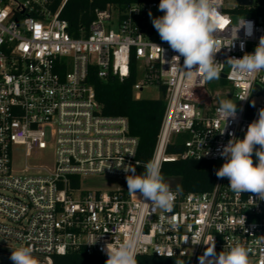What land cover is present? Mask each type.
<instances>
[{"label": "built area", "instance_id": "built-area-1", "mask_svg": "<svg viewBox=\"0 0 264 264\" xmlns=\"http://www.w3.org/2000/svg\"><path fill=\"white\" fill-rule=\"evenodd\" d=\"M67 1L0 0V264H13L11 249L19 246L31 247L39 264H53V255L70 250L107 256L101 249L119 244L136 227L142 234L136 258L155 255L199 264L214 240L217 254L239 242L249 249L250 264H264V200L251 192L238 195L227 178L216 177L205 192L172 189L175 201L168 212L128 192L123 165L140 163L139 140L126 117L102 114L88 82L94 67L100 78L123 80L130 74L131 58L137 69L141 62L143 79L135 82L134 97L142 98L149 84L165 89V110L149 161L159 158L163 167L200 157L219 169L224 159L218 147L227 144L230 134L243 139L264 108V71L246 77L227 63L254 52L264 35V9L259 18L238 16L222 0L220 11L233 24L240 17L252 21L254 29L251 37L241 29L232 48L223 47L231 43L230 28L220 33L222 48L215 59L228 85L210 93L201 77L188 79L179 69L172 60L178 53L154 29L148 13L158 2L96 9L88 33L73 37L61 18ZM218 99L237 103V117L229 118L226 127L217 112ZM50 141L54 164L42 165L38 155ZM178 145L182 150L170 151ZM14 146L24 147L25 161L31 162L16 167ZM90 176L104 177L108 188L84 187Z\"/></svg>", "mask_w": 264, "mask_h": 264}, {"label": "clouds", "instance_id": "clouds-1", "mask_svg": "<svg viewBox=\"0 0 264 264\" xmlns=\"http://www.w3.org/2000/svg\"><path fill=\"white\" fill-rule=\"evenodd\" d=\"M221 6L222 0H160L158 10L164 14L153 17L150 11L148 13L161 41L166 42L173 52L178 53L172 60L178 61L179 69L188 79L198 76L205 82H211L221 77L220 62L215 59V54L222 48L221 32L229 28L231 30V35L227 38L231 43L223 46L228 48L235 46L233 42L239 39L238 33L241 29L246 37L253 35L252 21L238 17L237 22L233 24L232 17L220 11ZM240 47L243 49V41ZM180 57H183V65L179 63ZM227 63L234 71L246 77L264 71V35L260 37L254 52L245 53L242 58L230 57ZM175 70L174 68L173 71ZM245 99L247 97L240 100ZM217 112L225 121L226 127L229 118L235 120L237 117V103L231 99L221 100ZM230 136L232 138L227 144L217 149L224 163L215 170V175L218 179L227 178L228 186L238 195L251 192L257 194L259 200H264V108L259 110L258 118L247 126L243 139L233 134ZM208 154L207 152L206 155ZM253 154L257 159L255 164ZM123 170L127 173L125 179L130 194L139 193L144 202H150L166 212L172 210L175 194L162 174L159 158L146 162L144 171L139 174L131 164L123 165ZM97 239L95 238L92 244L96 243ZM261 239L264 240V236ZM141 240L140 228L136 227L127 232L119 244L107 243L101 249L108 257L105 264H138L136 249ZM11 250L9 259L13 264H39L31 247L19 246ZM198 259L199 264H250L249 249L239 242L217 254L213 240ZM175 264H185V261L177 258Z\"/></svg>", "mask_w": 264, "mask_h": 264}, {"label": "trees", "instance_id": "trees-1", "mask_svg": "<svg viewBox=\"0 0 264 264\" xmlns=\"http://www.w3.org/2000/svg\"><path fill=\"white\" fill-rule=\"evenodd\" d=\"M160 0H68L61 12V18L68 22V31L73 37L88 33L89 25L94 19L96 9H106L114 5L124 9L135 2ZM264 9V0H255L250 6H236L233 13L238 16L259 18ZM96 68H92L88 82L94 87L96 99L102 114L106 116H123L128 119L131 135L139 140L137 157L140 163L135 166L139 174L144 171V164L149 161L154 150L156 138L165 110V89L160 87L162 96L158 99H136L133 86L137 81V63L132 57L130 74L120 80L110 75L106 79L98 77ZM182 150V146L171 147V152ZM217 165L209 160H179L166 162L162 174L167 177H181L180 192H205L213 188ZM127 186V183H126ZM107 256L88 254L84 250H70L66 254L53 255V264H105ZM138 264H175L177 258H164L155 255H140ZM188 264L186 258H180Z\"/></svg>", "mask_w": 264, "mask_h": 264}, {"label": "rangeland", "instance_id": "rangeland-1", "mask_svg": "<svg viewBox=\"0 0 264 264\" xmlns=\"http://www.w3.org/2000/svg\"><path fill=\"white\" fill-rule=\"evenodd\" d=\"M237 5V0H226L225 3V8L227 9H232L236 7ZM153 17H159L162 16L164 13L158 10V7L153 9L151 12ZM156 39V38H153ZM142 63L140 62L138 64V69H137V80L141 81L143 79V68H142ZM224 85H228V82L223 79L219 78L218 80H213L211 82H207V91L210 93H216L222 89ZM140 95L142 98L146 99H158L162 96L161 89L160 87L153 83L145 86L143 90L140 92ZM221 99H218L220 101ZM54 143L52 141L49 142L48 148L45 150H42L40 154L38 155V163L42 165H48V166H53L54 164ZM14 151V165L16 167H22L25 162H31V159H27L25 161L24 157V147L22 146H14L13 147ZM89 182L84 185V187L88 189H107L108 184L103 181L104 177H99V176H90ZM2 239L0 238V242ZM0 260H3V256L0 255Z\"/></svg>", "mask_w": 264, "mask_h": 264}, {"label": "water", "instance_id": "water-1", "mask_svg": "<svg viewBox=\"0 0 264 264\" xmlns=\"http://www.w3.org/2000/svg\"><path fill=\"white\" fill-rule=\"evenodd\" d=\"M237 3L241 6H250L254 3V1L253 0H237ZM221 77L224 79L226 75L222 74ZM166 179L169 182L171 189H175V190L180 189L181 177H167Z\"/></svg>", "mask_w": 264, "mask_h": 264}]
</instances>
